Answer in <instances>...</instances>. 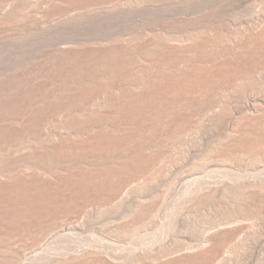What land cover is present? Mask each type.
Returning a JSON list of instances; mask_svg holds the SVG:
<instances>
[{
	"label": "rangeland",
	"instance_id": "374dc122",
	"mask_svg": "<svg viewBox=\"0 0 264 264\" xmlns=\"http://www.w3.org/2000/svg\"><path fill=\"white\" fill-rule=\"evenodd\" d=\"M49 1L0 0V22L5 21L2 22L4 25L7 23L6 27L0 25V148H2L0 150L5 148L6 151L12 147L16 149L21 146L22 148L19 147L18 150H13V148L11 150L15 152L21 149L23 151L13 152V154L11 150L6 151V153L4 151L0 152L2 155H0V176H2V179H0V183L2 182L0 184V264H49L53 254H56V257L57 255L61 257L60 253L65 252L67 246L66 248L64 246L69 243V238H71L70 236L67 237L68 235L66 236V233L70 234L69 232L73 235L80 232L71 238L73 242L75 239L83 240L80 243L76 241L78 246L90 244L88 247L92 248L96 244V248L99 247L100 250L104 251L108 250L106 252H110L111 257L116 253V257L119 255L126 258L122 260L123 258L115 257L116 260L120 259L117 260L118 262L122 260L125 263V260L129 258L131 261L129 260L130 263L127 264H132V262H134L133 264H156L158 263L156 262L157 259L165 260L161 257L169 256L171 252L177 255L180 249L183 250V253L204 250L202 248L208 246L209 238L213 236V233L220 230L225 231L224 236L227 234L225 238H228V240L223 244V250H220L221 246L219 245L216 247L219 250L218 256L210 257L212 260H207L208 263L205 261L207 257L202 260L205 264H264V122H249V120L241 118L242 116L227 111L229 115L227 114L228 116H225V119H218L219 121L217 118L200 116V118H191L192 120L189 119L190 121L187 120V122L183 121L185 124L181 122L182 125L184 124L182 129H186L182 130V133L178 134L177 137L176 128H174L177 126L175 120L173 123L169 121V117L164 118L162 115H157V117L160 116L157 118L155 115V109H159L161 112L166 106L164 109L168 110L170 107L167 108L168 106H164V104H168L169 101V103L172 102L171 106L178 99L176 98L179 95L177 94V85H173L175 83L171 80L170 82L176 88L170 87L171 84L165 79H161L163 86L159 80H154L157 83L154 81H152L154 83L152 85L149 83L152 86V92H150L151 89L144 90L145 92L140 91L142 94L144 92L145 95L148 93L147 91L151 94L148 93L149 95L144 96V94L136 92L139 95L135 97V94L130 95L133 92L130 88L128 89L127 86L124 85L123 87L122 85L126 82L125 78L128 81L133 80L130 78L133 70H130V72L127 64H123V60L120 58L119 60L108 57L111 60H106V56L100 58L99 56L102 55L98 54L96 55L97 58L95 55H86L89 57L80 55L79 59L75 55L74 59H69L74 55H69V57L67 55L68 59H66V56L61 58V56L58 57L55 54L51 57L53 50L56 48L55 46L59 47V44L66 46L68 42L69 47L73 46L74 42L86 44L90 40V43H96V41L99 43L102 40L101 38L106 39L108 36L107 38L111 39L120 36L119 34L120 32L122 34V31H125V33L123 32L124 34L121 36L125 37L126 34L127 36L129 33L131 34L135 28L131 24L145 23L144 21H147V19L151 22H148L151 24L149 27L155 25L157 27H153L159 29L164 24L156 20V24L159 22V25H156L154 23L155 16L158 17L160 12L161 15L173 16L184 9L179 8L182 3H185L184 6H181L185 7L184 10H186V6H188V10L195 8V6H190L192 2L188 4L190 2L188 0L180 1L181 4L179 2V5L176 3L179 0H52L55 1L54 6ZM171 1L175 2L173 4V6L175 5L174 8L168 6V4H172ZM254 1L246 0L245 4H237L233 7L234 9L228 12L231 17L228 20L232 21L230 26L233 30H241L243 26L245 28L247 25H252L264 16H261V14H264V11H262L264 5L259 1H257L258 4L257 2L254 4ZM257 7H260V9ZM153 9H157V12ZM151 10L157 15L152 14ZM146 12L151 13V15ZM147 14L149 16H145ZM152 15L154 16L153 20L149 19L150 16L153 18ZM11 18L15 20H11ZM17 18L18 22H16ZM159 18H161L160 15L157 19ZM250 18L253 19L250 21ZM7 19L10 21L8 22ZM133 19L134 21H132ZM148 23L145 24L149 25ZM186 25L188 26V24ZM187 26L181 23L177 28L182 27V29H185L188 28ZM127 28H132V30ZM172 28L175 30L176 25ZM85 38L89 40L87 41ZM84 39L87 42L83 41ZM48 47L52 50L49 48V51H47ZM44 50L49 53L44 52ZM50 51H52V54ZM42 52L46 53L47 57H42ZM44 57L48 59L42 60ZM63 57L65 58L63 59ZM163 59L166 60L167 58ZM119 61H121L123 67L119 66ZM100 70L103 71L104 76L99 73ZM97 71L103 77H97ZM135 71L137 70L135 69ZM139 72L141 71L138 68V71L134 73L137 75ZM133 74L132 76H134ZM95 75L97 78L108 79L104 81L99 78L101 80L100 84L95 79ZM139 75V77L137 75L133 78L136 77V80L138 78V80H142L140 79L141 73ZM114 77H116V80ZM81 78L82 80H80ZM109 78H112V80H109ZM114 82L116 86L119 82H122L120 83L122 91L125 88L122 93H120L121 89L115 92H119L118 95H121V97L115 98L113 96L114 98L110 99L111 94H109L110 97L107 93V95L104 94V97L102 95V99L105 100H102L104 103L107 101L110 104L111 102L110 107L106 103L108 109L103 104L106 110H102V112L99 111L98 113L95 109L92 111L94 114L85 111L89 116L86 115L85 119V112L81 108L85 106L87 100L88 102L94 100L89 99V97L93 95L96 97L98 93H105V91L102 92L103 88L112 87ZM167 82L170 86H166ZM50 86H54V89L57 87L56 92H54L56 95L59 94V97L55 96L54 89ZM89 86L92 88L91 91ZM249 86L248 89L250 90L251 86ZM255 86L257 87L256 84ZM255 86L252 85L253 90H250V92L247 89V93L254 92L253 94H255L257 92L258 94L260 90H257L258 87L255 88ZM13 87L15 88L13 89ZM48 89L52 93L48 94L50 92H47ZM87 89H89L88 93ZM100 90L101 92H99ZM178 92L180 93V91ZM45 93L50 97L54 94L53 96L55 100L57 98V102L54 98V102L49 100L53 96L49 98ZM166 94L168 95L166 96ZM259 95H262V93L260 92ZM172 96L173 99L170 98ZM158 97L165 99H162L164 104L161 103ZM136 98L139 99L135 100ZM151 98L153 100L157 98L160 102L156 100L157 102L154 101L156 102L154 105ZM112 99H115V101L117 99V101L114 102ZM38 100L44 102V105ZM45 101H50L51 105H49V102L45 103ZM59 103L63 104L60 105ZM78 103L82 105L80 106ZM157 103L158 105L163 104V107L159 106L157 108ZM62 107L65 114L62 113L64 112ZM75 107L82 111L83 117L81 111L80 114L78 109L73 110ZM70 109L73 110L70 113H73L74 117L73 114L72 117H70V114L68 117L66 112H69ZM74 111L77 113L75 112V114ZM134 111L138 112V115ZM143 111L147 112L144 113ZM157 113L159 114L158 111ZM63 114L66 116L64 117ZM24 115L25 117H23ZM29 115L31 116L29 117ZM46 115L52 117V120L55 118V120H50L51 118ZM103 116H106V120ZM21 117L24 119L23 121ZM20 119L21 121H19ZM164 119L169 120L166 122ZM199 119L201 120L197 121ZM50 121L53 124H49ZM44 125H48L49 129ZM43 129H47L48 133H46L48 135H45L50 136V134H53L55 138L60 135L59 139L62 137L60 142L65 139L66 141L58 143L62 146L52 143L57 148L55 145H53L54 147L49 145L50 147H46V149L45 146H48V144L43 147L41 144L40 148H35L40 145L38 144L41 141L39 139L45 138L41 135V132L42 134L45 133ZM183 131H185V134ZM63 136L66 138L63 139ZM33 137L36 139L38 137V143ZM175 138H178L181 144L178 139L174 141ZM33 141H36L35 144L38 145L35 146ZM45 183L47 184L45 185ZM247 208H253L254 210L250 212ZM85 221L90 223L87 224ZM91 222L92 225L95 224L96 229H94V226H92L93 229L92 227L89 228ZM80 223L86 229L80 227ZM79 227L82 229L80 230ZM73 230L77 233L74 234ZM66 237L65 241L64 238ZM85 246L84 248H87ZM100 247H105V249ZM142 253L147 256L145 257V254ZM163 253H166V255L163 256ZM139 254L141 257H139ZM157 255L162 256L158 258ZM153 256L157 259L152 260V258L154 259ZM47 257H50L49 260ZM47 261L48 263H46Z\"/></svg>",
	"mask_w": 264,
	"mask_h": 264
},
{
	"label": "bare ground",
	"instance_id": "6f19581e",
	"mask_svg": "<svg viewBox=\"0 0 264 264\" xmlns=\"http://www.w3.org/2000/svg\"><path fill=\"white\" fill-rule=\"evenodd\" d=\"M48 1V0H47ZM58 1V0H57ZM60 1V0H59ZM106 1V0H105ZM175 1H177V0H175ZM180 1H185V0H179V1H177L176 3L177 4H179V2ZM190 1V2H189ZM245 1L246 0H188V4H190L191 2H192V5L190 4V6H195V8H191V9H189L188 10V6H186V10H184L185 9V7H181L182 5L184 6L185 5V3L183 4H181V2H180V6H179V8H184V9H182V10H180V11H178L177 13H173V14H171V15H173V16H170V15H161V12L158 14V17H159V15H160V17L161 18H159V19H157L158 17H156L155 16V18L156 19H154V16H153V18H151V16L149 17V19H154V21H152V22H154L155 24L157 23V21L156 20H159L160 22H162L161 24H164V25H162L163 27H161L160 26V28L159 29H157V28H154L153 26H155V25H153V23H152V25L153 26H151V27H149L151 24H149V23H151V22H149L148 21V19H147V21H144L143 19H145V18H143V19H140V20H143L145 23L147 22H149L148 24L149 25H146L145 23H140V24H138V25H134V24H131V23H133L132 21H134V19L132 20V21H130L131 23V25L133 26V27H135L134 29H133V31H132V33L130 34L129 33V35L127 36V34H126V36L125 37H123V36H121V35H123L124 33H125V31H122V34H121V32H120V36H118V35H116V36H118V37H115V38H111V39H108L107 37H106V39L104 38H101L102 40H104L103 42H101L102 40L101 39H99V40H101L99 43H98V41H96V43H90L89 41V39H86L87 41H85V39L83 40V41H85V42H87L86 44H84V43H82V44H77V43H75L74 42V44H76V45H74V44H72L73 46H69L68 47V42H67V44H66V46H64V44L61 46V44H59V47H57V46H53V48H55L54 50H53V55H51V57H53L54 56V54L57 56L58 55V57H60L61 56V58H62V56H66V59H68V57H69V55H74L73 57H70L69 59H74L75 58V55H77L78 56V58H79V56L81 55H83V57H85L86 55H102V56H99L100 58L101 57H105L106 58V60H111V58L109 59L108 57H113V59L114 58H116V59H122L121 61H122V63L124 64V63H126L127 64V66L129 67V69L127 68V66H125L126 67V69H128L129 71L131 70H133V73L134 72H137L138 71V68L140 69V71L141 72H139V73H137V75H138V77L140 76L139 74L141 73V78L140 79H142V80H136L135 78L137 77V75H136V73H132L131 71V77L130 78H132L133 80H130V81H128L127 80V78H125L126 79V82L125 83H122V82H119V84L118 83H116V84H118L117 86L115 85V82H114V84H112V87L111 86H108L107 88L108 89H106L105 87L103 88L104 90L102 91V92H104L105 91V93H103V94H99L98 93V95L96 94V97H94L95 95H93L92 97H94V98H92L91 96L89 97V99L91 98V99H94V100H90L91 102H88V100H87V106H86V104H85V106L83 107V108H81V110L83 111V112H85V111H90L91 113H92V111H94V109L96 110V111H98V113H99V111H101L102 112V110H106V109H108L107 107H108V105H106V103L107 104H109L107 101L104 103L103 101H105V100H103L102 99V95H103V97H104V94H108V96H109V94H111V97H110V99L111 98H117V97H121V95H118V93L119 92H117V93H115L116 92V90L118 91V90H120L122 87H121V85H120V83H122V85H123V87H124V85L125 86H127V88L129 89H131L133 92L135 91V93H133L132 91V93H130V95H133V94H135V97H137L138 95H139V93H140V91H146V90H150L151 88H152V81H154V80H159L160 82L163 80V79H165V80H167V81H169V83L171 84V86H170V84L167 82V85L166 86H170V87H175V86H173V85H177V88L176 89H178V91H180V93L177 91V94H179V95H175L176 96V98H178L177 99V101H175V103H173L171 106H170V104L172 103L171 101V103H169V101H168V104H164V102L162 101V99L163 98H159L160 100H161V103L163 102V104H164V106L165 105H167L168 107L167 108H169L168 110H165L164 108H166V106L162 109V108H160V109H162V111L160 112L159 111V109L158 110H156L155 109V113L154 112H152V113H154L155 115H156V117H157V115H162V117H169L170 118V120L169 119H167V120H169V121H174L176 124L175 125H177L176 127H174V128H176L175 129V131H176V133H177V137H178V134L180 135V133H182V130H185L186 128H185V126H184V128L185 129H182L183 128V125L185 124V122H187V120H192L191 118H195V117H198V118H200V116H208L209 118H212V119H216L217 118V120L218 119H225L229 114H228V112L229 111H231V113L232 114H234V113H236L238 116H242L241 118H244V120L245 119H247V120H249V122L250 121H252V122H255V123H261V122H264V16L262 17V18H258L259 19V21L257 22L256 21V23L254 22V23H252V25L250 24V25H247L245 28H244V26H243V29H241V30H237L236 28V30L237 31H235V30H233V28H232V26H230L231 25V20H228V19H231V17H230V14L228 13V12H230L232 9H234L233 7H235L237 4H239V5H241V4H245ZM257 1H259L261 4H263L264 5V0H255L254 2V4H256V2ZM50 3L52 2V4L54 5L55 4V1H52V0H50L49 1ZM54 2V3H53ZM129 2V1H128ZM134 2V1H133ZM132 2V3H133ZM141 2V1H140ZM172 2V4H168V6H173V4L175 3H173V1H171ZM259 2H257V4L259 3ZM57 3V2H56ZM139 3V2H138ZM168 3V2H167ZM194 3V4H193ZM62 4V3H61ZM137 4V3H136ZM163 4H166V3H163ZM253 4V3H252ZM50 5V4H49ZM157 5V4H156ZM251 5V4H250ZM262 5V6H263ZM55 6V5H54ZM146 6V5H145ZM175 6V5H174ZM174 6H173V8H174ZM254 6H256V5H254ZM253 6V7H254ZM251 7V6H250ZM249 7V8H250ZM261 7V6H260ZM260 7H257L258 9H260ZM106 8V7H105ZM162 8H163V6H162ZM178 8V7H177ZM248 8V9H249ZM255 8V7H254ZM164 9H166V8H164ZM256 9V8H255ZM154 10V9H153ZM157 10V9H156ZM156 10H154V11H156ZM159 10H161L160 8H159ZM250 10V9H249ZM251 10H253V9H251ZM150 11V10H149ZM152 12V10H151V13L153 14H155V15H157L155 12ZM169 12H171L170 10H168ZM255 11V10H254ZM262 11H264V8H263V10ZM157 12V11H156ZM256 12V11H255ZM20 13V12H19ZM146 13H148V12H146ZM151 13H148V14H150L151 15ZM17 14V13H16ZM145 15V16H149V15ZM227 14H229V15H227ZM254 14V13H253ZM258 14V13H257ZM257 14H255V15H257ZM261 14V13H260ZM18 15V14H17ZM227 15V16H226ZM254 15V16H255ZM262 15H264V14H261V16ZM141 17H145V16H142V15H140ZM253 16V17H254ZM9 17V16H8ZM17 17V16H16ZM22 17V16H21ZM226 17H228V18H226ZM15 18V17H14ZM13 18V19H14ZM127 18V17H126ZM257 18V17H256ZM12 18H11V20H13ZM16 19V18H15ZM14 19V20H15ZM32 19V18H31ZM248 19V18H247ZM246 19V20H247ZM251 19H253V18H250V21H251ZM257 19V20H258ZM136 20L137 21H139L138 20V18H136ZM136 20H135V22H136ZM245 20V21H246ZM2 21V20H1ZM7 21L9 22L10 20L9 19H7ZM229 21H230V23H229ZM3 22V21H2ZM2 22H0V25L2 24ZM5 22V21H4ZM3 22V23H4ZM16 22H18V18H17V21ZM20 23V22H19ZM18 23V24H19ZM183 24L184 23V26H187L186 24H188V28H185V29H182V27L181 28H177L178 26H179V24ZM186 23V24H185ZM7 24V23H6ZM6 24L4 25V24H2L3 25V27L5 26L6 27ZM129 24V23H128ZM156 25H159V22H158V24H156ZM174 25H176V28H175V30L172 28ZM24 26V25H23ZM129 26V25H128ZM131 26V27H132ZM182 26V25H181ZM2 27V28H3ZM22 27V26H21ZM155 27H157V26H155ZM25 28V27H24ZM29 29V28H28ZM126 29V28H125ZM128 29V28H127ZM131 30H132V28H130ZM130 29H128V30H130ZM177 29H181V30H177ZM127 30V31H128ZM28 31V30H27ZM124 32V33H123ZM126 33H128V32H126ZM112 35H114V34H112ZM104 37V36H103ZM109 37H111L110 35H109ZM100 38V37H99ZM96 40H98V39H96ZM82 41V40H81ZM60 42H62V41H60ZM70 42V41H69ZM78 43L80 42V41H77ZM59 43V42H58ZM58 43H56V44H58ZM62 43H64V42H62ZM71 43H72V41H71ZM52 45H55V44H52ZM51 45V46H52ZM69 45H71V44H69ZM49 48L50 47H48V50L47 51H49ZM51 50H52V48H50ZM44 52H46L45 50H44ZM51 52V54H52V51H50ZM46 53H49V52H46ZM45 53V54H46ZM43 52H42V57L43 56H46ZM67 55H68V57H67ZM85 55V56H84ZM77 56H76V58H77ZM39 57V56H38ZM47 57V56H46ZM48 57H49V54H48ZM86 57H89V56H86ZM92 57V56H91ZM94 57V56H93ZM98 56H96V58H97ZM54 58H57V57H54ZM60 58V59H61ZM65 57H63V59H64ZM82 58V57H81ZM163 58H167L166 60H164ZM44 59H48V58H43L42 60H44ZM51 59V58H50ZM80 59V58H79ZM102 59H104V58H102ZM101 59V60H102ZM115 59V60H116ZM119 59V60H120ZM99 60V59H98ZM97 60V61H98ZM105 60V61H106ZM115 60H113V61H115ZM164 60V61H163ZM168 60V61H167ZM34 61V60H33ZM39 61V60H38ZM37 61V62H38ZM51 61V60H50ZM54 61V60H53ZM67 61V60H66ZM70 61V60H69ZM73 61V60H72ZM121 61H119L120 63V67L122 66L123 67V64L121 65ZM163 61V62H162ZM166 61V62H165ZM44 62V61H43ZM63 62V61H62ZM100 62V61H99ZM109 62V61H108ZM116 62V61H115ZM59 63V62H58ZM72 63V62H71ZM95 63V62H94ZM36 64V63H35ZM42 64V63H41ZM55 64V63H54ZM93 64V63H92ZM104 64H106V63H104ZM109 64H111V62H109ZM40 65V64H39ZM68 65V64H67ZM87 65H89V64H87ZM98 65V64H97ZM107 65V64H106ZM116 65V64H115ZM105 66V65H104ZM103 66V67H104ZM98 67V66H97ZM103 67H102V69H103ZM110 67V66H109ZM118 67V66H117ZM124 67V68H125ZM152 67H153V69H152ZM88 68V67H87ZM99 68V67H98ZM113 68H114V66H113ZM116 68V67H115ZM76 69V68H75ZM100 69V68H99ZM101 69V70H102ZM107 69V68H106ZM109 69V68H108ZM119 69V68H118ZM126 69H124V70H126ZM135 69L137 70V71H135ZM151 69V70H150ZM90 70V69H89ZM100 70V71H101ZM120 70V69H119ZM118 70V71H119ZM122 70H123V68H122ZM121 70V71H122ZM127 70V71H128ZM87 71V70H86ZM105 71V70H104ZM111 71V70H110ZM114 71V70H113ZM143 71V72H142ZM99 71H97V73H98ZM102 72L103 71H101V72H99L100 74H102ZM112 72V71H111ZM111 72H109V73H111ZM129 72V73H130ZM98 73V75H97V77L98 76H104V74H102V75H100ZM116 73V72H115ZM120 73V72H119ZM55 74V73H54ZM88 74V73H87ZM132 74L134 75V76H136L135 78H133L134 76H132ZM79 75V74H78ZM107 75H108V73H107ZM126 75H127V73H126ZM80 76V75H79ZM102 76V77H103ZM119 76V75H118ZM118 76H117V78H118ZM122 76V75H121ZM8 77V76H7ZM74 77V76H73ZM72 77V78H73ZM95 77H96V75H95ZM95 77H93V78H95ZM95 78V79H97V81L100 83V81L101 80H99V78H102V77H99V78ZM106 77H108V76H106ZM111 77V76H110ZM76 78H78V77H76ZM87 78H88V76H87ZM121 78V77H120ZM130 78H128V79H130ZM6 79V78H5ZM79 79V78H78ZM84 79V78H83ZM91 79V78H90ZM103 80H104V78H102ZM106 79H108V78H105V80ZM112 80V78H109V80ZM114 79L116 80V77H114ZM114 79H113V81H114ZM162 79V80H161ZM12 80V79H11ZM10 80V81H11ZM80 80H82V78L80 79ZM93 80V79H92ZM102 80V81H103ZM104 80V81H105ZM164 80V81H165ZM170 80H171V82H173V83H175V84H173L172 85V83L170 82ZM73 81V80H72ZM71 81V82H72ZM86 81V80H85ZM108 81V80H107ZM156 81H154V82H156ZM158 81V82H159ZM35 82V81H34ZM159 82V83H160ZM163 82V81H162ZM162 82H161V85H162ZM166 82V81H165ZM164 82V83H165ZM251 82H253V83H255L256 85H257V87L255 86V84H252ZM65 83V82H64ZM73 83V82H72ZM96 83V82H95ZM113 83V82H112ZM149 83H151V85H149ZM157 83V82H156ZM156 83H155V85H156ZM158 83V85L160 86V84ZM163 83V84H164ZM254 85L255 86V88H257V90L259 89L260 90V92L262 93V95H259L260 94V92L257 94V92L255 93V94H253V93H251V94H248L247 93V89H248V86L250 85L251 87H252V85ZM4 84V83H3ZM11 84H13V83H11ZM101 84V83H100ZM154 84V83H153ZM65 85V84H64ZM72 85V84H71ZM74 85H76V84H74ZM109 85V84H108ZM164 85V86H165ZM245 85H248V86H245ZM14 86V85H13ZM63 86V85H62ZM66 86H69V85H66ZM65 86V87H66ZM77 86V85H76ZM79 86V85H78ZM81 86V85H80ZM87 87H88V85H86ZM148 86H151L150 88L148 87ZM154 86V85H153ZM159 86H157V87H159ZM163 86V85H162ZM249 86V87H250ZM259 86H260V88H259ZM54 86H50V88H53ZM90 87V86H89ZM96 87H98V86H96ZM110 87V88H109ZM120 87V88H119ZM251 87H250V90H253V87H252V89H251ZM11 88V87H10ZM15 87H13V89H14ZM58 88H59V86H58ZM62 88V87H61ZM68 88V87H67ZM71 88V87H70ZM85 88V87H84ZM95 88V87H94ZM126 88V90H128ZM154 88H155V86H154ZM175 88H173V89H175ZM54 89V88H53ZM56 89H57V87H56ZM56 89H54L53 90V92L56 90ZM79 89H81L80 87H79ZM78 89V90H79ZM86 89V88H85ZM85 89L83 90L84 92H85ZM90 89V91H91V87L89 88ZM89 89H87V93H88V90ZM97 89V88H96ZM106 89V90H105ZM125 89V88H124ZM124 89H123V91H124ZM161 90H162V88H160ZM175 89V90H176ZM44 90H46V89H44ZM71 90V89H70ZM249 90V89H248ZM250 90H249V92H250ZM2 91L4 92V90L2 89ZM10 91V90H9ZM13 91V90H12ZM12 91H11V94H12ZM50 90L48 89V91L47 92H49ZM61 91V90H60ZM63 91V90H62ZM77 91V90H76ZM82 91V90H81ZM82 91V92H83ZM122 91V89L120 90V93H122L123 92ZM144 91V92H145ZM153 91V89H151L150 90V92H152ZM186 91V92H185ZM15 92V91H14ZM56 92V91H55ZM55 92H54V94H55ZM64 93H65V91H63ZM79 92V91H78ZM99 92H101V90L99 91ZM127 92V91H126ZM130 92V91H129ZM136 92H139L138 93V95L136 94ZM143 92V94H144V96H146V95H149V94H151L149 91H147L148 93L145 95V93ZM155 92V91H154ZM161 92V91H160ZM166 92V91H165ZM173 92H175L174 90H173ZM50 93H52L51 91L48 93V94H50ZM67 93V92H66ZM75 93H77V92H75ZM125 93V92H124ZM46 94V93H45ZM53 94V95H54ZM85 95H86V93H84ZM106 94V95H107ZM117 94V95H116ZM140 94H142V93H140ZM142 94V95H143ZM159 94V93H158ZM164 94V93H163ZM5 95V94H4ZM52 95V96H53ZM62 95V94H61ZM64 95V94H63ZM76 95V94H75ZM77 95H78V93H77ZM80 95V94H79ZM87 95H89V94H87ZM92 95V94H91ZM116 95V96H115ZM127 95H128V93H127ZM127 95H125V96H127ZM137 95V96H136ZM168 94H166V96H167ZM45 96V95H44ZM46 96H49V95H47L46 94ZM51 96V97H52ZM55 96H58L59 97V94L58 95H56L55 94ZM74 96V95H73ZM114 96V97H113ZM124 96V97H125ZM169 96H170V94H169ZM1 97V96H0ZM10 97H11V95H10ZM50 96H49V98H51ZM68 97V96H67ZM71 97V96H70ZM123 97V98H124ZM127 97H129V96H127ZM4 98V97H3ZM9 98V97H8ZM36 98H37V96H36ZM35 98V99H36ZM53 98H54V100H55V97L53 96L52 97V99H49V100H51L52 102H54V100H53ZM63 98V97H62ZM86 98H87V96H86ZM105 98H106V96H105ZM104 98V99H105ZM108 98V97H107ZM132 98V97H131ZM171 99H173V96L172 97H170ZM175 98V97H174ZM14 99V98H13ZM47 98L45 97V100H46ZM77 99V98H76ZM139 99V98H138ZM137 98L135 99V100H138ZM152 99V98H151ZM150 99V100H151ZM37 100V99H36ZM56 100H57V98H56ZM55 100V101H56ZM103 100V101H102ZM112 100H114V102H116L117 101V99H116V101H115V99H112ZM127 100V99H126ZM134 100V99H133ZM149 100V101H150ZM153 100V99H152ZM156 100L158 101V102H160V100H158L157 98H156ZM156 100H153V103H154V105L156 104ZM163 100H165V99H163ZM31 101V100H30ZM39 102L41 101V100H38ZM60 101H62V100H60ZM59 101V102H60ZM79 101V100H78ZM85 101H86V99H85ZM110 101V100H109ZM142 101V100H141ZM154 101H156V102H154ZM48 103L49 102V105H51L50 104V101H45V103ZM51 102V103H52ZM57 102V101H56ZM55 102V103H56ZM63 102V101H62ZM72 102V101H71ZM70 102V103H71ZM136 102V101H135ZM138 102V101H137ZM136 102V103H137ZM167 102V101H166ZM165 102V103H166ZM41 103L43 104L44 102H42L41 101ZM40 103V104H41ZM54 103V104H55ZM66 103V102H65ZM70 103H68V105H70ZM75 103V102H74ZM81 103V102H80ZM80 103H78V104H80ZM125 103V102H124ZM127 103H129L128 101H127ZM145 103V102H144ZM143 103V104H144ZM39 104V103H38ZM41 104V105H42ZM60 104V103H59ZM63 104V103H62ZM62 104H60V105H62ZM103 104H105V108H104V105ZM110 104H111V102H110ZM110 104H109V107H110ZM123 104V103H122ZM134 104V103H133ZM148 104V103H147ZM163 104H159L158 105V103H157V108H159V106H162L163 107ZM27 105V104H26ZM44 105V104H43ZM48 105V104H47ZM59 105V107H61ZM67 105V106H68ZM76 105V104H75ZM74 105V106H75ZM82 104H80V106H81ZM113 105V104H112ZM126 105V104H125ZM130 105H132V104H130ZM139 105V104H138ZM137 105V106H138ZM146 105V104H145ZM149 105V104H148ZM148 105H146V106H148ZM28 106V105H27ZM36 106V105H35ZM38 106V105H37ZM56 106V105H55ZM79 106V105H78ZM79 106V107H80ZM116 106V105H115ZM123 106V105H122ZM134 106V105H133ZM150 106V105H149ZM153 106V105H152ZM30 107V106H29ZM28 107V108H29ZM40 107V106H39ZM54 107V106H53ZM65 107H66V105H65ZM77 107V106H76ZM75 107V108H76ZM117 107V106H116ZM129 107V106H128ZM139 107V106H138ZM141 107V106H140ZM145 107V106H144ZM32 108V107H31ZM41 108V107H40ZM45 108V107H44ZM48 108V107H47ZM56 108V107H55ZM70 108H71V106H70ZM73 108V110H77L78 108ZM104 108V109H103ZM112 108V107H111ZM110 108V109H111ZM134 108H135V106H134ZM146 108V107H145ZM216 108H217V110H216ZM25 109V108H24ZM60 109V108H59ZM69 109V108H68ZM129 109V108H128ZM140 109V108H139ZM150 109V108H149ZM62 110L64 111V109H63V107H62ZM66 110V109H65ZM71 110L72 109H70L69 110V112H66L67 114H68V117H69V114L71 115L70 117H72V114L70 113L71 112ZM73 110H72V112H73ZM81 110H79L78 109V111H79V113H80V111ZM133 110V109H132ZM29 111V110H28ZM82 111H81V113H82ZM157 111L159 112V114L157 113ZM228 111V112H227ZM47 112V111H46ZM49 112H50V110H49ZM58 112V111H57ZM76 111H74V113H75ZM89 112V114H91ZM105 112V111H104ZM113 112H114V110H113ZM112 112V113H113ZM116 112V111H115ZM118 112V111H117ZM120 112H122V111H120ZM135 112V111H134ZM144 112V111H143ZM147 112V111H146ZM146 112H144V113H146ZM227 112V113H226ZM22 113H24V112H22ZM41 113V112H40ZM51 113V112H50ZM56 113V112H55ZM55 113H52V114H55ZM61 113V112H60ZM59 113V114H60ZM62 113H64L65 114V111L64 112H62ZM77 113V112H76ZM75 113V114H76ZM80 113V114H81ZM107 113V112H106ZM105 113V114H106ZM108 113H109V111H108ZM111 113V114H112ZM124 113V112H123ZM131 113V112H130ZM136 113V112H135ZM135 113H134V116H135ZM138 113V112H137ZM136 113V114H137ZM144 113H143V115H144ZM148 113H150V112H148ZM230 113V112H229ZM27 114H29V113H27ZM44 114V113H43ZM46 114V113H45ZM49 114V113H48ZM63 114V116L65 117L66 115H64ZM85 114V119H86V117L88 116L87 115V113L85 112L84 113ZM84 114L82 113L81 114V116L83 117L84 116ZM92 114H94V113H92ZM121 114V113H120ZM119 114V115H120ZM151 114V113H150ZM149 114V115H150ZM153 114V115H154ZM228 114V115H227ZM38 115V114H37ZM36 115V116H37ZM41 115V114H40ZM39 115V116H40ZM79 115V114H78ZM77 115V116H78ZM87 115V116H86ZM129 115V114H128ZM138 115V114H137ZM148 115V114H147ZM27 116V115H26ZM31 115H29V117H30ZM46 116H49V115H46ZM52 116H54V115H52ZM150 116H152V114L150 115ZM160 116H158L157 118H159ZM226 116V117H225ZM23 117H25V115L23 116ZM28 117V118H29ZM35 117V116H34ZM43 117V116H42ZM44 117H45V115H44ZM50 117V116H49ZM55 117V116H54ZM61 117V116H60ZM73 117H74V114H73ZM89 117V116H88ZM92 117V116H91ZM104 117V116H103ZM106 117V116H105ZM105 117H104V119H105ZM132 117V116H131ZM153 117V116H152ZM155 117V118H156ZM225 117V118H224ZM229 117H231V116H229ZM233 117V116H232ZM235 117H237V116H235ZM10 118V117H9ZM22 118V117H21ZM39 119H40V117H38ZM48 118V117H47ZM51 119L50 120H52V117H50ZM57 118V117H56ZM133 118V117H132ZM143 118H146V117H143ZM154 118V119H155ZM198 118H196V119H198ZM239 118V117H238ZM6 119V118H5ZM12 119V118H11ZM17 119V118H16ZM31 119V118H30ZM42 119V118H41ZM49 119V118H48ZM48 119H46L47 121H48ZM54 120H55V118H53ZM81 119V118H80ZM84 119V120H85ZM121 119H123V118H121ZM203 119V118H202ZM208 119V118H207ZM240 119V118H239ZM7 120V119H6ZM24 119L22 118V121H23ZM54 120H52V121H54ZM57 120V119H56ZM83 120V119H82ZM83 120V121H84ZM88 120V119H87ZM102 120V119H101ZM106 120V119H105ZM166 119H164V121H165ZM167 120H166V122H167ZM189 120V121H190ZM194 120V119H193ZM201 119H199V120H197V121H200ZM246 120V121H247ZM11 121V120H10ZM19 121H21V119L19 120ZM31 121H33V120H31ZM46 121V122H47ZM69 121V120H68ZM93 121V120H92ZM150 121V120H149ZM183 121H185V122H183ZM219 121V120H218ZM4 122V121H3ZM12 122H13V120H12ZM17 122V121H16ZM29 122V121H28ZM65 122V121H64ZM63 122V123H64ZM147 122V121H146ZM171 122V123H172ZM173 122V123H174ZM180 122V123H179ZM181 122H183L184 124L182 125V123ZM202 122V121H201ZM5 123V122H4ZM13 123H15V122H13ZM12 123V124H13ZM27 123V122H26ZM41 123V122H40ZM44 123V122H43ZM118 123V122H117ZM154 123H155V120H154ZM165 123V122H164ZM163 123V124H164ZM203 123V122H202ZM204 123H206V122H204ZM6 124V123H5ZM23 124V123H22ZM28 124V123H27ZM31 124V123H30ZM39 124V123H38ZM45 124V123H44ZM47 124H48V122H47ZM49 124H53L51 121L49 122ZM85 124H86V122H85ZM197 124V123H196ZM70 125V124H69ZM103 125V124H102ZM146 125V124H145ZM15 126V125H14ZM20 126V125H19ZM18 126V127H19ZM42 126H43V124H42ZM41 126V128H43ZM44 126H46V127H48V129H49V126L48 125H44ZM165 126V125H164ZM168 126V125H167ZM204 126V125H203ZM221 126H222V124H221ZM220 126V127H221ZM258 126V125H257ZM45 127V128H46ZM104 127V126H103ZM191 127H192V125H191ZM72 128H74V127H72ZM91 128V127H90ZM112 128V127H111ZM137 128V127H136ZM155 128V127H154ZM165 128V127H164ZM167 128V127H166ZM172 128V127H171ZM170 128V129H171ZM219 128V127H218ZM225 128V127H224ZM262 128V127H261ZM32 129H33V127H32ZM150 129V128H149ZM44 130V129H43ZM42 130V131H43ZM47 130V129H46ZM46 130H44L43 132H45L44 134H42V132H41V135L44 137L45 136V138H41L39 135V138H41V139H39V140H41V141H39V143H38V137H37V139L36 138H34V137H36V136H34L33 137V139H36V141H37V143L38 144H40V145H38V144H35V142L36 141H33L34 142V144H35V146H37V147H35V148H40V146H41V144H42V147L43 146H45V145H47L48 144V146H45V148L46 147H50L51 145H52V143H55V144H58L61 140V138L59 139V136L60 135H58V137L57 138H55V136L53 135V134H50V136H47L48 134V132L46 131ZM72 130V129H71ZM138 130H140V129H138ZM222 130H224V129H222ZM261 130V129H260ZM151 131V130H150ZM155 131H157V130H155ZM159 131V130H158ZM173 131H174V129H173ZM189 132H190V130H188ZM216 131V130H215ZM39 132V131H38ZM47 132V133H46ZM104 132V131H103ZM153 132V131H152ZM162 132V131H161ZM164 132V131H163ZM168 132V131H167ZM184 132V134H185V131H183ZM217 132V131H216ZM221 132V131H220ZM223 132V131H222ZM257 132V131H256ZM52 133V132H51ZM90 133V132H89ZM150 133V132H149ZM242 133V132H241ZM45 134H47V135H45ZM59 134H61V133H59ZM155 134V133H154ZM164 134V133H163ZM166 134V133H165ZM187 134V133H186ZM262 134V133H261ZM32 135V134H31ZM62 135V134H61ZM93 135V134H92ZM153 135V134H152ZM168 135H169V133H168ZM13 136V135H12ZM54 136V137H53ZM73 136V135H72ZM88 136V135H87ZM90 136V135H89ZM95 136V135H94ZM101 136V135H100ZM112 136V135H111ZM171 136V135H170ZM2 137V136H1ZM79 137V136H78ZM3 138V137H2ZM7 138V137H6ZM26 138V137H25ZM64 138H66L65 136H63V139ZM74 138V137H73ZM72 138V139H73ZM170 138V137H169ZM179 138H181V137H179ZM10 139V138H9ZM20 139V138H19ZM18 139V140H19ZM29 139V138H28ZM28 139H26V140H28ZM71 139V140H72ZM79 139V138H78ZM176 140H174V141H177V139L178 138H175ZM11 140V139H10ZM70 140V141H71ZM96 140V139H95ZM63 141H66V139L65 140H62V142H60V143H63ZM69 141V142H70ZM99 141V140H98ZM108 141V140H107ZM172 141V140H171ZM178 141L180 142V140L178 139ZM181 141H183V140H181ZM7 142V141H6ZM22 142H24V141H22ZM21 142V143H22ZM29 142V141H28ZM49 142V143H48ZM97 142V141H96ZM138 142V141H137ZM164 142V141H163ZM179 142H175V143H179ZM16 143V142H15ZM106 143V142H105ZM130 143V142H129ZM26 144V143H25ZM55 144H53V145H55ZM89 144V143H88ZM95 144H97V143H95ZM160 144H161V142H160ZM180 144H181V142H180ZM4 145V144H3ZM16 145V144H15ZM19 145H21V144H19ZM28 145V144H27ZM29 145H30V143H29ZM50 145V146H49ZM52 145V146H53ZM59 145V144H58ZM61 145V144H60ZM59 145V146H60ZM92 145V144H91ZM162 145V144H161ZM172 145V144H171ZM171 145H168V146H171ZM175 145V144H174ZM12 146H14V145H12ZM18 146V145H17ZM31 146H33V145H31ZM62 146V145H61ZM124 146V145H123ZM163 146V145H162ZM175 146H177V145H175ZM19 147H21V146H19ZM18 147V148H19ZM27 147V146H26ZM25 147V148H26ZM34 147V146H33ZM33 147H30V148H33ZM54 147V146H53ZM55 147H56V145H55ZM258 147V146H257ZM4 148V147H3ZM13 148V147H12ZM11 148V149H12ZM18 148H16L17 150H18ZM22 148V147H21ZM28 148V147H27ZM57 148V147H56ZM60 149H61V147H59ZM151 148V147H150ZM0 149H2V148H0ZM11 149H8V150H11ZM15 148H13V150H16ZM47 149V148H46ZM49 149V148H48ZM53 149V148H52ZM162 149V148H161ZM8 150H6L7 152H9ZM21 149H19V151H20ZM56 150V149H55ZM160 150V149H159ZM164 150V149H163ZM1 151H4L5 153H6V151H5V148L3 149V150H0V152ZM19 151H15V152H19ZM22 151V150H21ZM38 151H40V150H38ZM42 151V150H41ZM54 151V150H53ZM13 152L14 151H12L11 150V153L13 154ZM14 152V153H15ZM23 152V151H22ZM25 152V151H24ZM70 152H71V150H70ZM157 152V151H156ZM2 153V152H1ZM1 153H0V155H1ZM51 153V152H50ZM65 153V152H64ZM144 153V152H143ZM153 153V152H152ZM21 154V153H20ZM142 154V153H141ZM16 155V154H15ZM59 155V154H58ZM151 155V154H150ZM2 156V155H1ZM258 157V156H257ZM261 157V156H260ZM260 157H259V159H260ZM4 158V157H3ZM2 158V159H3ZM145 158H146V156H145ZM28 159V158H27ZM140 159V158H139ZM8 160V159H7ZM29 160H31V159H29ZM35 160V159H34ZM158 160V159H157ZM261 160V159H260ZM9 161H12V160H9ZM27 161V160H26ZM118 161H120V160H118ZM124 161V160H123ZM122 162V161H121ZM142 162V161H141ZM35 163V162H34ZM107 163V162H106ZM6 164V163H5ZM21 164V163H20ZM112 164V163H111ZM123 164V163H122ZM143 164V163H142ZM114 165V164H113ZM124 165V164H123ZM141 165V164H140ZM98 166V165H97ZM108 166V165H107ZM119 166V165H118ZM122 166V165H121ZM125 166V165H124ZM132 166V165H131ZM135 166V165H134ZM143 166V165H142ZM8 167V166H7ZM24 167V166H23ZM30 167V166H29ZM109 167V166H108ZM112 167V166H111ZM114 167V166H113ZM126 167V166H125ZM124 167V168H125ZM144 167V166H143ZM150 168V167H149ZM30 169V168H29ZM103 169V168H102ZM121 169V168H120ZM126 169V168H125ZM57 170V169H56ZM68 170V169H67ZM94 170V169H93ZM123 170V169H122ZM121 170V171H122ZM5 171V170H4ZM48 171V170H47ZM119 171V170H118ZM21 172V171H20ZM28 173V172H27ZM33 174V173H32ZM42 174H43V172H42ZM51 174V173H50ZM1 175V174H0ZM8 175V174H7ZM25 175V174H24ZM45 176H46V174H44ZM52 175H54V174H52ZM63 175V174H62ZM35 176V175H34ZM43 176V175H42ZM50 176V175H49ZM48 176V177H49ZM56 176V175H55ZM2 176H0V179H2L1 178ZM4 177V176H3ZM30 177H31V175H30ZM39 177V176H38ZM47 177V176H46ZM51 177V176H50ZM60 178V177H59ZM11 180V179H10ZM13 181V180H12ZM29 181V180H28ZM115 181V180H114ZM49 182V181H48ZM2 183V182H1ZM0 183V184H1ZM8 183V182H7ZM6 183V184H7ZM47 183H45V185H46ZM61 185V184H60ZM1 186V185H0ZM57 189H58V187H57ZM113 190V189H112ZM109 192H110V190H108ZM113 193V192H112ZM111 195V194H110ZM115 200V199H114ZM113 201V200H112ZM151 204V203H150ZM252 205V204H251ZM245 206H247V205H245ZM237 207V206H236ZM256 207V206H255ZM260 207V206H259ZM259 207H258V209H259ZM232 208V207H231ZM246 208V207H245ZM146 209V208H145ZM147 209H149V207H147ZM243 209H244V207H243ZM247 210H249L250 212H252L254 209L253 208H247ZM145 211V210H144ZM248 211V212H249ZM258 211V210H257ZM150 212H151V209H150ZM145 213V212H144ZM147 213H148V210H147ZM255 213V212H254ZM249 215V214H248ZM250 215H251V213H250ZM249 215V216H250ZM254 215H256V214H254ZM144 216V215H143ZM85 218V217H84ZM83 219V218H82ZM81 219V220H82ZM88 220V219H87ZM87 224L88 223H90L89 221H85ZM98 222V221H97ZM84 223V222H83ZM82 223V224H83ZM79 224V223H78ZM87 224H84L85 226L87 225ZM95 225V224H94ZM94 225H92V222H91V224L89 225V228L90 227H92V226H94ZM70 226V225H69ZM78 226V225H77ZM82 225H81V223H80V227H81ZM88 226V225H87ZM80 227H79V229H80ZM83 227V226H82ZM95 227V228H94ZM94 227H92V229L94 228V229H96V226H94ZM98 227V226H97ZM68 228H70V227H68ZM83 228H85L86 229V227H83ZM82 229V228H81ZM80 229V230H81ZM98 229V228H97ZM227 229V228H226ZM67 230H70V229H67ZM66 230V231H67ZM72 230V229H71ZM70 230V231H71ZM100 230V229H99ZM88 231V230H87ZM223 231V230H222ZM221 230L220 231H218V232H216V233H213V236L212 237H210L209 238V240H208V246H206V248L205 247H203L202 249H204V250H202V249H199V250H202V251H199L198 252V250H197V252H189V251H187L188 253H183L182 251H181V249L180 250H178L179 252L177 253V255H175L173 252H171V255H169V256H171V257H169V256H165V257H161V256H159V255H157L158 256V258L159 257H161V258H165V260L164 259H157V257H155V256H153L154 257V259L152 258V260H155V258L158 260H156V262H158V263H156V264H201L202 262L205 264V262L204 261H202L204 258H206L207 257V259L205 260V261H207V260H212V259H210V257H213L214 258V255H217L218 256V254H219V250L218 249H216V247L219 245V246H221V249L220 250H223L222 248V246H223V244L224 243H226L225 241H227L228 240V238L226 239L225 237H227V234H226V236H224V232H222ZM235 231V230H234ZM67 232H69V231H67ZM72 232H74V230L72 231ZM78 232H79V230H78ZM70 234H67L66 233V236L67 237H71V238H73L72 236H76V235H78L79 233H77V232H74V234L75 233H77L76 235H73V233L71 234V232H69ZM89 234V233H88ZM88 234H86V235H88ZM123 234V233H122ZM65 235V234H64ZM91 235V234H90ZM83 236V235H82ZM85 236V235H84ZM89 236V235H88ZM87 236V237H88ZM231 236H233V235H231ZM67 237L66 238H64V240L65 239H67ZM236 237V236H235ZM71 238H69L68 240H69V243H64V244H66L64 247L66 248V246H67V248H66V250H65V252H63V254L62 253H60L61 254V257H58L59 255H57V257L59 258L58 260H57V257H56V254H53V256L55 255V259L53 258V256H51L52 258H51V261L49 260V258H48V260H49V264H123L124 263V261L122 262V260H124V259H126L125 257H122V256H119L118 255V257H116V253H115V255H113V257H111V253L110 252H106V251H108V250H100L99 249V247L98 248H96V244H95V246H93L92 248H90V247H88L90 244H85L84 246L85 247H87V248H84V246L82 247V246H78V244H77V242L76 241H78V243H80V242H83V240H80V239H75V241L73 242V241H71ZM80 238V237H79ZM83 238V237H82ZM81 238V239H82ZM225 238V239H224ZM235 239V238H234ZM66 241V240H65ZM64 241V242H65ZM99 241V240H98ZM101 241V240H100ZM87 242V241H86ZM85 242V243H86ZM95 242H97L96 240H95ZM102 242V241H101ZM230 243V242H229ZM99 244V243H98ZM101 244V243H100ZM94 245V244H93ZM102 245V244H101ZM97 246H99V245H97ZM185 246V245H184ZM95 247V248H94ZM181 247V246H180ZM101 248V247H100ZM105 249V247H102L101 249ZM192 248V247H191ZM220 248V247H219ZM224 248H226V247H224ZM64 249V248H63ZM112 249H114V248H112ZM177 249H179V248H177ZM182 249H184V248H182ZM190 249V248H189ZM185 252H186V249L184 250ZM164 252H166V251H164ZM175 252H177V251H175ZM182 252V253H181ZM59 253V252H58ZM110 253V254H109ZM222 253V252H221ZM142 254H145V253H142ZM164 255H166V253L164 254L163 253V256ZM173 255H175V256H173ZM50 256V255H49ZM142 256H144V255H142ZM147 255L145 254V257H146ZM149 256V255H148ZM173 256V257H172ZM217 256H215V257H217ZM115 257L116 258H123L120 262H118L116 259H115ZM139 257H141V255L139 254ZM152 257V256H151ZM150 257V258H151ZM131 258V257H130ZM136 258V257H135ZM143 258V257H142ZM142 258H141V260H142ZM132 259V258H131ZM134 259V258H133ZM139 259V258H138ZM53 260V261H52ZM129 258H128V260H125V263L127 264V263H130L129 262ZM136 261H137V259H135ZM135 260H133V261H135ZM128 261V262H127ZM131 261V260H130ZM142 261H144V260H142ZM202 261V262H201ZM138 263H139V261H137ZM146 262V261H145ZM46 263H48V261L46 262ZM124 263V264H125ZM134 262H132V264H133ZM143 263V262H142ZM206 263H208V261L206 262ZM141 264V263H140ZM146 264V263H145ZM148 264H150V263H148Z\"/></svg>",
	"mask_w": 264,
	"mask_h": 264
}]
</instances>
